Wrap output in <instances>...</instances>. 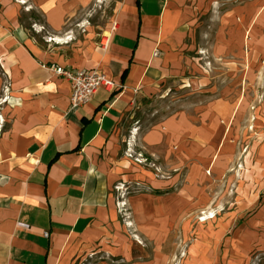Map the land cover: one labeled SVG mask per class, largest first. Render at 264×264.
Segmentation results:
<instances>
[{"label": "crops", "instance_id": "crops-1", "mask_svg": "<svg viewBox=\"0 0 264 264\" xmlns=\"http://www.w3.org/2000/svg\"><path fill=\"white\" fill-rule=\"evenodd\" d=\"M196 2H112L108 28L96 37L82 28L74 40L59 30L87 0H26V9L40 14L28 26L44 27V34H26L23 16L7 20L20 32L6 36L0 49V264H77L92 250L119 254L121 264L136 260L135 244L122 233L133 226L117 222L112 185L142 170L125 155L135 150V139L144 153L163 155L159 166L178 170V149L164 151L166 137L157 126L165 123L148 127L151 119L131 111L138 95L173 75L165 48L186 31ZM50 66L95 69L116 87L98 89L90 102L71 109L70 83ZM152 197L138 209L148 217L145 233L155 230L154 216L178 214Z\"/></svg>", "mask_w": 264, "mask_h": 264}, {"label": "rangeland", "instance_id": "rangeland-1", "mask_svg": "<svg viewBox=\"0 0 264 264\" xmlns=\"http://www.w3.org/2000/svg\"><path fill=\"white\" fill-rule=\"evenodd\" d=\"M4 1L0 49L6 36L20 32L7 20L40 18L26 9V0ZM116 1L87 0L60 35L80 39L82 28L90 27L96 37L108 28L110 4ZM29 23L23 26L26 34L46 32ZM186 24L176 44L165 48L173 75L138 95L131 111L156 121L148 127L165 123L157 126L166 137L164 151L178 149V170L159 166L163 155L144 153L135 139L129 160L142 170L131 179L149 189L128 185L121 202L115 194L116 220L133 226L122 232L136 246L132 264H264V0H197ZM150 196L161 197L167 210L175 207L178 214L154 216L155 230L145 233L148 217L141 211ZM115 256L92 250L77 264H121Z\"/></svg>", "mask_w": 264, "mask_h": 264}, {"label": "built area", "instance_id": "built-area-1", "mask_svg": "<svg viewBox=\"0 0 264 264\" xmlns=\"http://www.w3.org/2000/svg\"><path fill=\"white\" fill-rule=\"evenodd\" d=\"M51 41V37L47 38ZM157 55V51L154 52ZM53 74L61 76L69 81L71 86L70 108H78L90 102L98 89L111 91L116 87L112 79L107 77L103 72L92 69H65L60 66H50ZM137 133V128L132 129ZM128 157L131 156L129 150L126 152ZM139 162V160H136Z\"/></svg>", "mask_w": 264, "mask_h": 264}, {"label": "bare ground", "instance_id": "bare-ground-1", "mask_svg": "<svg viewBox=\"0 0 264 264\" xmlns=\"http://www.w3.org/2000/svg\"><path fill=\"white\" fill-rule=\"evenodd\" d=\"M214 2L213 1H210V4L209 5H214L213 4ZM192 85L194 86V85H198L197 83H196V81L194 80H192ZM185 88H187V87H190L189 86V84H185V86H184ZM137 166V165H136ZM138 167V166H137ZM172 171H174V169L172 170ZM150 181H151V179H150ZM128 185H135V186H138V187H140V188H146V189H149V186L147 185V184H144L143 182H141V181H134V180H132L131 178H125L124 180H118V181H116L113 185H112V189H113V195L115 196V194L117 195V194H120L121 196H120V202L125 198V195H124V189H125V187L126 186H128ZM168 185V187L169 188H171V186H172V183H168L167 184ZM162 190H165L163 187L161 188ZM112 199V198H111ZM115 203H114V206H116L117 205V203H116V200L114 201ZM122 207L123 206H125V204H120ZM211 218H213V216H210V217H204V218H201L200 219V221L201 222H205L206 220H209V219H211ZM127 225H129V226H131L132 224H130L129 222L127 223ZM136 244H140L139 242L137 243L136 242ZM256 247H258V246H256ZM134 254H136V252L134 251Z\"/></svg>", "mask_w": 264, "mask_h": 264}, {"label": "trees", "instance_id": "trees-1", "mask_svg": "<svg viewBox=\"0 0 264 264\" xmlns=\"http://www.w3.org/2000/svg\"><path fill=\"white\" fill-rule=\"evenodd\" d=\"M124 74H125V72H124Z\"/></svg>", "mask_w": 264, "mask_h": 264}]
</instances>
